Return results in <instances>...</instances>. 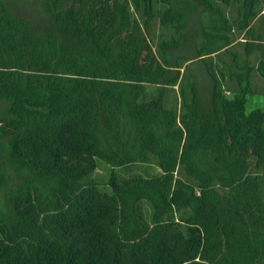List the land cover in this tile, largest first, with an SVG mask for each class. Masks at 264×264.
Instances as JSON below:
<instances>
[{
    "label": "trees",
    "instance_id": "1",
    "mask_svg": "<svg viewBox=\"0 0 264 264\" xmlns=\"http://www.w3.org/2000/svg\"><path fill=\"white\" fill-rule=\"evenodd\" d=\"M254 71L264 0H0V264H264Z\"/></svg>",
    "mask_w": 264,
    "mask_h": 264
},
{
    "label": "rangeland",
    "instance_id": "2",
    "mask_svg": "<svg viewBox=\"0 0 264 264\" xmlns=\"http://www.w3.org/2000/svg\"><path fill=\"white\" fill-rule=\"evenodd\" d=\"M164 5L161 3L157 4V7L160 9L162 8ZM228 15L230 17H235L237 15V7L236 6H232V7H225ZM203 22L206 26L208 24V20L205 17H196L194 18V20L192 21L190 28H189V33L190 34H194L196 32V30L198 29L197 27V22ZM154 30L156 33V42L158 41L157 37L159 36V34L164 35L165 37H170L174 34V31L172 29H160L159 24L154 25ZM234 35L236 37H239L238 42L234 47L230 48L232 53H235L239 56V61L240 63H244V60L246 59V54H245V48L242 45L245 37L244 36H239L237 32L234 33ZM233 56L232 55H228L226 54V52H221L220 56H215V60L216 62L221 66V67H225L227 68V66H225V64L227 65H231L233 68L236 66L235 64H233ZM261 53L260 52H254L250 58L249 61L252 65H254V67H258L260 62H261ZM193 68V66H192ZM194 69L195 71L198 73V78L199 81L201 83V86L203 88H206L208 83H207V77L205 75L204 69L202 67V63L199 62H195L194 64ZM253 86H254V90L257 92V94H254L252 96L249 97L250 101L247 105V109L249 112L259 109V108H264V77L261 75V73H259L258 71H254L253 72ZM227 86V85H226ZM176 97H178V105L180 104L179 102V96H178V88H176ZM173 98H175L174 95H172ZM110 171V167L103 163L100 162L99 163V168L97 169V171L95 172V174L93 175L94 178L99 179V180H106L108 173ZM160 168L157 166V164L155 162L149 163V164H144V165H136L132 168H124V169H118V172L120 173V175L125 176V177H129L135 174H141L147 177H151V176H155L158 175L160 173ZM146 214H150L151 209L149 207V205L144 204L143 206Z\"/></svg>",
    "mask_w": 264,
    "mask_h": 264
},
{
    "label": "built area",
    "instance_id": "3",
    "mask_svg": "<svg viewBox=\"0 0 264 264\" xmlns=\"http://www.w3.org/2000/svg\"><path fill=\"white\" fill-rule=\"evenodd\" d=\"M227 94H230L229 92H227Z\"/></svg>",
    "mask_w": 264,
    "mask_h": 264
}]
</instances>
